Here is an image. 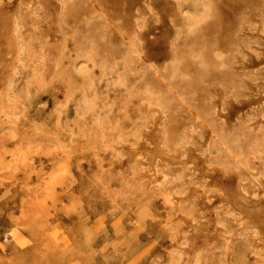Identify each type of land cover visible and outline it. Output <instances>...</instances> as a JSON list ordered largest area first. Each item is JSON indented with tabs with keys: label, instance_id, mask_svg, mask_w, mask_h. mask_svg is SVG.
Listing matches in <instances>:
<instances>
[{
	"label": "rangeland",
	"instance_id": "1",
	"mask_svg": "<svg viewBox=\"0 0 264 264\" xmlns=\"http://www.w3.org/2000/svg\"><path fill=\"white\" fill-rule=\"evenodd\" d=\"M0 1V264H264V0Z\"/></svg>",
	"mask_w": 264,
	"mask_h": 264
},
{
	"label": "bare ground",
	"instance_id": "2",
	"mask_svg": "<svg viewBox=\"0 0 264 264\" xmlns=\"http://www.w3.org/2000/svg\"><path fill=\"white\" fill-rule=\"evenodd\" d=\"M44 1V0H43ZM1 2V1H0ZM19 2V1H18ZM7 3H9V2H7ZM37 3V2H36ZM38 4V3H37ZM10 5V4H9ZM39 5V4H38ZM29 7V6H28ZM33 7V6H32ZM43 7H44V5H43ZM6 8V7H5ZM151 8V7H150ZM148 10V9H147ZM6 12V11H5ZM8 13V12H7ZM11 13V12H10ZM150 13V12H149ZM47 14V13H46ZM101 14V13H100ZM7 15V14H6ZM11 15V14H10ZM10 15H9V17H10ZM155 15H156V13H155ZM90 16H92V15H90ZM102 16H103V14H102ZM145 16V15H144ZM8 17V16H7ZM7 17H4V16H2L1 18H0V24L3 26V27H6L7 26ZM119 19V18H118ZM135 19V18H134ZM9 21H10V19H9ZM10 23V22H9ZM8 23V24H9ZM87 23V22H86ZM90 23H92L93 25H98L99 26V20H96V19H92V20H90ZM89 24V23H88ZM104 25V24H103ZM102 25V26H103ZM2 26H0V27H2ZM113 27H114V25H113ZM250 27V26H249ZM11 29V28H10ZM252 29V28H251ZM98 30V29H97ZM241 30V29H240ZM10 31V30H9ZM91 31V30H90ZM103 31V30H102ZM119 33V32H118ZM6 34V33H5ZM58 34V33H57ZM239 37V36H238ZM12 38V37H11ZM85 38V37H84ZM241 38V37H240ZM252 38V37H251ZM137 39V38H136ZM130 41V40H129ZM128 42V41H127ZM251 42V41H250ZM263 44V43H262ZM16 45V44H15ZM243 45V44H242ZM240 46V45H239ZM238 47V46H237ZM23 50V49H22ZM263 51V50H262ZM234 52V51H233ZM238 52V51H237ZM237 52H235V53H237ZM239 54V53H238ZM239 55H241V54H239ZM13 57V56H12ZM34 58V57H33ZM10 61V60H9ZM16 61V60H15ZM14 62V61H13ZM83 62V61H82ZM85 62V61H84ZM256 62V61H255ZM1 63V62H0ZM18 63V62H17ZM32 63V62H31ZM248 63V62H247ZM77 64V63H76ZM255 64V63H254ZM252 65V64H251ZM24 67V66H23ZM251 67V66H250ZM246 68V67H245ZM250 69V68H249ZM247 71V70H246ZM8 76V75H7ZM178 76V75H177ZM11 77V76H10ZM260 79V78H259ZM9 80V79H8ZM40 80V79H39ZM42 80V79H41ZM5 81V80H4ZM263 82V81H262ZM258 84V83H257ZM7 86V85H6ZM6 90H7V87H6ZM29 90V89H28ZM1 91V90H0ZM13 94V93H12ZM20 94V93H19ZM250 95V94H249ZM264 95V94H263ZM3 96V95H2ZM24 96V95H23ZM5 97V96H4ZM21 97V96H20ZM259 97V96H258ZM263 97V96H262ZM23 98V97H22ZM253 98V97H252ZM213 99V98H212ZM260 99H261V97H260ZM22 100V99H21ZM215 100V99H214ZM252 100V99H251ZM223 101V100H222ZM256 101V100H255ZM260 101V100H259ZM21 102V101H20ZM226 102V101H225ZM249 102V101H248ZM254 102V101H253ZM2 103V102H1ZM9 103V102H8ZM13 103V102H12ZM222 103V102H221ZM228 103V102H227ZM260 103V102H259ZM211 104V103H210ZM261 104V103H260ZM259 104V105H260ZM21 105V104H20ZM248 105V104H247ZM258 105V106H259ZM3 106V105H2ZM12 106V105H11ZM253 107H254V105H252ZM1 107V106H0ZM240 107H242V106H240ZM250 107V106H249ZM6 107L4 106V109H5ZM9 108V107H8ZM264 108V107H263ZM149 109V108H148ZM230 109V108H229ZM11 110V109H10ZM13 110V109H12ZM150 110V109H149ZM264 110V109H263ZM159 111V110H158ZM225 111V110H224ZM239 114H240V112H239ZM222 115V114H221ZM196 116V115H195ZM224 116V115H223ZM220 117V116H219ZM162 119V118H161ZM156 120H157V118H156ZM166 120V119H165ZM199 120V119H198ZM162 121V120H161ZM160 121V122H161ZM217 121V120H216ZM225 121V120H224ZM155 122V121H154ZM158 122V121H157ZM234 122V121H233ZM252 122V121H251ZM227 123V122H226ZM258 123V122H257ZM203 124V123H202ZM259 124V123H258ZM261 124V123H260ZM151 125V124H150ZM244 125V124H243ZM148 127V126H147ZM158 127V126H157ZM242 127V126H241ZM152 130V129H151ZM240 130H242L241 128H240ZM256 130V129H255ZM146 131V130H145ZM153 131V130H152ZM160 131V130H159ZM150 132V131H149ZM158 132V131H157ZM233 132H235V131H233ZM232 132V133H233ZM237 132V131H236ZM235 132V133H236ZM240 132H243V131H240ZM148 133V132H147ZM152 133V132H151ZM182 133V132H181ZM184 133V132H183ZM229 133L230 132H228V135H229ZM234 133V134H235ZM155 134V133H154ZM240 134V133H239ZM244 134V133H243ZM242 133L240 134V135H238L237 137L239 138V136H241V135H243ZM144 135V134H143ZM156 135V134H155ZM159 135V134H158ZM226 135V134H225ZM224 134H223V136H225ZM233 134H231L230 136H232ZM237 135V134H236ZM262 135V134H261ZM152 136V135H151ZM222 136V137H223ZM255 136V135H254ZM149 137V136H148ZM156 137V136H155ZM229 137V136H228ZM227 136H226V138H228ZM232 137H234V135L232 136ZM236 136L234 137L235 138V140H236V138H237ZM248 137V136H247ZM258 138H259V136H257ZM211 138V137H210ZM226 138H224V140H226ZM237 138V139H238ZM254 138V137H253ZM232 139V138H231ZM230 139V140H231ZM152 140H154V139H151V141ZM194 140V139H193ZM197 140V139H196ZM229 138H228V143L227 142H225V143H227V144H229ZM203 141V140H202ZM232 141H233V139H232ZM239 141V139L237 140V142ZM190 142V141H189ZM236 142V141H235ZM236 142V143H237ZM257 142L258 143H260V144H262V146H264V134H263V136L260 138V141L259 140H257ZM151 143V142H150ZM153 143V142H152ZM158 143V142H157ZM230 143H232V142H230ZM235 143V144H236ZM240 143V142H239ZM156 144V143H155ZM233 144V143H232ZM238 144V143H237ZM197 145H199V144H197ZM211 145V144H210ZM231 145V144H230ZM142 146V145H141ZM192 146H194V145H192ZM200 146V145H199ZM224 146V145H223ZM234 146V145H233ZM232 146V148H234ZM238 147V146H237ZM236 147V148H237ZM140 148V147H139ZM239 148V147H238ZM237 148V149H238ZM141 149H143V147L141 148ZM153 149H154V147H153ZM260 149V148H259ZM122 150V149H121ZM144 150H145V148H144ZM149 150V149H148ZM151 150V149H150ZM149 150V151H150ZM162 150V149H161ZM176 150V149H175ZM185 150H186V148H185ZM132 151V150H131ZM130 151V152H131ZM137 151V150H136ZM178 151V150H177ZM179 152V151H178ZM184 152V151H183ZM206 152V151H205ZM190 153V152H189ZM239 153V152H238ZM149 154H150V159H149V161H152L153 162V160L154 161H158L157 160V158L159 159V158H162L163 159V157H166L160 150H158V149H155V150H151L150 152H149ZM145 155V154H144ZM147 155V154H146ZM175 155H176V153H175ZM188 155V154H187ZM119 156V155H118ZM147 157H149V156H147ZM180 157V156H179ZM186 157V156H185ZM121 158V157H120ZM146 158V157H145ZM170 158H172V157H170ZM119 159V158H118ZM118 159H117V162H118ZM147 159V158H146ZM166 160L168 159V158H165ZM174 159V158H173ZM172 159V160H173ZM182 159V158H181ZM184 159V158H183ZM169 160V159H168ZM192 160V159H191ZM175 159H174V163H175ZM170 161H168V163H169ZM172 162V161H171ZM172 162V163H173ZM183 162H185V161H183ZM195 162V161H194ZM193 162V163H194ZM148 163V162H147ZM158 163H160V162H158ZM187 163V162H186ZM149 164H151V163H149ZM163 164H165V163H163ZM201 164V163H200ZM157 165V164H156ZM174 165V164H173ZM190 168V167H189ZM195 168H196V164H195ZM204 169V168H203ZM202 169V170H203ZM208 169V168H207ZM210 169V168H209ZM154 170V169H153ZM155 171V170H154ZM196 171H197V169H196ZM199 171V170H198ZM210 171V170H209ZM203 173V172H202ZM204 173H206L207 174V172H204ZM213 173V172H212ZM195 174V173H194ZM200 174V173H199ZM198 174V175H199ZM205 175V174H204ZM216 175V174H215ZM222 175V174H221ZM141 176V175H140ZM162 176V175H161ZM202 177V176H201ZM226 177V176H225ZM260 177H263V175L261 176L260 175ZM200 178V177H199ZM211 178V177H210ZM223 178V177H222ZM181 179V178H180ZM167 180V179H166ZM201 180V179H200ZM207 180V179H206ZM154 181V180H153ZM197 181V180H196ZM208 181V180H207ZM223 181V180H222ZM258 181V180H257ZM164 182V181H163ZM168 182V181H167ZM195 182V181H194ZM228 182V181H227ZM260 182V181H259ZM246 183V182H245ZM228 184V183H227ZM226 184V185H227ZM254 184V183H253ZM261 184V183H260ZM163 185V184H162ZM230 184H228L227 186H226V192H225V200H227L228 201V203L230 204V206H229V208H230V211L229 212H234V211H238V212H240V213H238V215L240 214V217H238V218H240V221H241V225H240V228L242 227H253V228H255V230L257 229L260 233H261V235H263L264 236V195L263 196H258V197H255V198H248L247 196H246V194H244V193H241L238 189H236L235 188V186H229ZM238 185V184H237ZM146 186V185H145ZM164 186V185H163ZM163 188V187H162ZM264 189V188H263ZM259 190V189H258ZM221 191H222V189H221ZM264 191V190H263ZM218 192V191H217ZM264 194V193H263ZM259 195V194H258ZM221 197V196H220ZM224 200V201H225ZM228 208V209H229ZM227 209V208H226ZM198 210V209H197ZM222 211V210H221ZM228 211V210H227ZM227 211H225V212H227ZM228 212V213H229ZM219 214V213H218ZM242 214V215H241ZM228 215H230V214H228ZM216 217V216H215ZM231 220V219H230ZM230 222V221H229ZM238 222V221H237ZM208 223V222H207ZM236 223V222H235ZM202 224V223H201ZM204 224V223H203ZM209 224V223H208ZM235 226V225H234ZM233 226V227H234ZM198 227V226H197ZM204 227V226H203ZM202 228V227H201ZM222 228V227H221ZM235 228V227H234ZM241 228V229H242ZM194 229H195V227H194ZM221 230H224V229H221ZM238 230V229H237ZM240 230V229H239ZM209 231V230H208ZM222 232V231H221ZM225 232V231H224ZM198 233V232H197ZM252 233V232H251ZM199 234H201V232L199 233ZM199 234H198V236H199ZM203 234H205V233H203ZM211 234H212V232H211ZM210 234V235H211ZM232 234V233H231ZM197 235V234H196ZM215 235V234H214ZM260 235V234H259ZM207 236V235H206ZM216 236V235H215ZM233 235H229V236H227L228 237V239L229 238H231ZM237 236V235H236ZM205 237V236H204ZM221 237H222V234H221ZM213 238H215V237H213ZM233 238V237H232ZM241 238V237H240ZM227 239V240H228ZM202 240V239H201ZM206 241H208V240H206ZM218 241V240H217ZM221 241V240H220ZM253 242V241H252ZM228 243V242H227ZM226 245V244H225ZM224 246V245H223ZM227 246V245H226ZM211 247V246H210ZM209 247V248H210ZM227 248V247H226ZM197 249V248H196ZM203 249V248H202ZM224 249V248H223ZM258 248H256V250H257ZM198 250V249H197ZM259 250V249H258ZM264 254V253H263ZM195 257V256H194ZM258 257H259V254H258ZM191 259H193V258H191ZM264 260V259H263ZM193 262V261H192Z\"/></svg>",
	"mask_w": 264,
	"mask_h": 264
}]
</instances>
